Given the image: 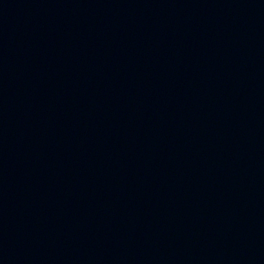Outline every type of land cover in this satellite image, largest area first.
I'll return each mask as SVG.
<instances>
[{
  "label": "water",
  "instance_id": "1",
  "mask_svg": "<svg viewBox=\"0 0 264 264\" xmlns=\"http://www.w3.org/2000/svg\"><path fill=\"white\" fill-rule=\"evenodd\" d=\"M0 264H264V0H0Z\"/></svg>",
  "mask_w": 264,
  "mask_h": 264
}]
</instances>
